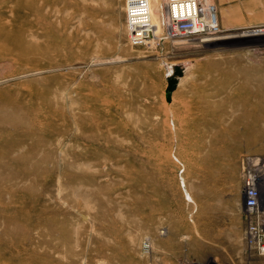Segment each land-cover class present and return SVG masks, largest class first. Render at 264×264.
<instances>
[{
	"label": "rangeland",
	"instance_id": "obj_1",
	"mask_svg": "<svg viewBox=\"0 0 264 264\" xmlns=\"http://www.w3.org/2000/svg\"><path fill=\"white\" fill-rule=\"evenodd\" d=\"M207 1L264 31V0ZM126 2L0 0V264H210L243 233L264 36L131 47Z\"/></svg>",
	"mask_w": 264,
	"mask_h": 264
},
{
	"label": "built area",
	"instance_id": "obj_2",
	"mask_svg": "<svg viewBox=\"0 0 264 264\" xmlns=\"http://www.w3.org/2000/svg\"><path fill=\"white\" fill-rule=\"evenodd\" d=\"M214 7L201 0H165L160 27L151 22L146 0H127L124 9L126 42L131 47L213 38L221 33ZM158 29V30H157ZM241 197L246 248L264 259V157L248 159L241 168ZM146 248H148L146 246Z\"/></svg>",
	"mask_w": 264,
	"mask_h": 264
},
{
	"label": "crops",
	"instance_id": "obj_3",
	"mask_svg": "<svg viewBox=\"0 0 264 264\" xmlns=\"http://www.w3.org/2000/svg\"><path fill=\"white\" fill-rule=\"evenodd\" d=\"M228 9L230 10L229 7ZM252 9L253 8H250L249 11H255L261 19H264V9H262L261 7L258 8L256 7L255 10ZM229 10H227V12H217V10H215L216 19L220 27L223 23L224 26L222 27L231 28V29L236 27H243V25L247 24L246 22H248V20L246 19L242 20L236 15L231 16L229 14ZM249 15H252V13H249ZM231 20L233 22H237L243 25H233ZM123 23H124V13H123ZM237 233L235 232V228H233V230H230V232L228 233L224 232L223 234H212L203 237L202 239L203 242L219 244L218 252L215 254V256L210 258L211 260L210 264H264V260H262V258L260 259L254 253L248 252L245 249L242 232L241 235L236 236ZM173 264H202V263L198 261H194L192 259L191 260L187 259L186 256L179 253L175 263Z\"/></svg>",
	"mask_w": 264,
	"mask_h": 264
},
{
	"label": "bare ground",
	"instance_id": "obj_4",
	"mask_svg": "<svg viewBox=\"0 0 264 264\" xmlns=\"http://www.w3.org/2000/svg\"><path fill=\"white\" fill-rule=\"evenodd\" d=\"M147 5H148V9H149V14H150L151 22L153 24H155L158 27V29H159L160 23H161V18H162V15L160 13V0H149V1L147 0ZM203 5L206 6L207 9H211V7H213L207 0H203ZM212 16L216 18V15L213 12V10H212ZM227 32H231V31L228 30ZM241 32H248V33H243V34H240V35H238V34L235 35V34H232V33L224 34L223 36L216 35V37H213V38H210V37L209 38H204L202 40V42H200L198 40H189V41H195V42L197 41L198 43H206V42L209 43L211 41L217 42V41H220V40H233V39H236L238 37H240L242 40H244V38H243L244 36L247 37V38H249L250 36H255V35H256V37H259V36L262 37V36H264V31H260V30H257V29L256 30H254V29L253 30H248V31L247 30L246 31L241 30ZM252 32H254V33H252ZM224 33H226V32H224ZM247 38H245V39H247ZM184 41H188V40H184ZM173 66L174 65L172 64L170 66V69L168 68L170 75L173 72V70H172L173 69L172 68ZM185 69H186V67H185V65H183V71ZM170 71H171V73H170ZM170 75H168V76H170ZM179 79L180 78H178L177 80H179ZM177 83H179V82H177Z\"/></svg>",
	"mask_w": 264,
	"mask_h": 264
},
{
	"label": "water",
	"instance_id": "obj_5",
	"mask_svg": "<svg viewBox=\"0 0 264 264\" xmlns=\"http://www.w3.org/2000/svg\"><path fill=\"white\" fill-rule=\"evenodd\" d=\"M173 72L170 76L166 77L167 86L165 89V100L170 102V95L176 89L178 78L182 77L183 70L180 66H173Z\"/></svg>",
	"mask_w": 264,
	"mask_h": 264
}]
</instances>
